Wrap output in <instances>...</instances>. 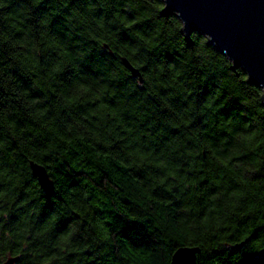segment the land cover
<instances>
[{"label": "trees", "instance_id": "trees-1", "mask_svg": "<svg viewBox=\"0 0 264 264\" xmlns=\"http://www.w3.org/2000/svg\"><path fill=\"white\" fill-rule=\"evenodd\" d=\"M163 7L0 0V264H264L262 90Z\"/></svg>", "mask_w": 264, "mask_h": 264}, {"label": "water", "instance_id": "water-1", "mask_svg": "<svg viewBox=\"0 0 264 264\" xmlns=\"http://www.w3.org/2000/svg\"><path fill=\"white\" fill-rule=\"evenodd\" d=\"M161 14H175L182 23L180 33L190 44L191 33L204 35L208 42L241 68L248 81L259 86L264 100V0H163ZM124 66L133 77L142 81L140 71L127 58ZM235 72V71H234ZM32 174L47 195L54 191L46 169L30 163ZM197 247L179 248L170 264H196ZM18 257H9L4 264H14Z\"/></svg>", "mask_w": 264, "mask_h": 264}]
</instances>
